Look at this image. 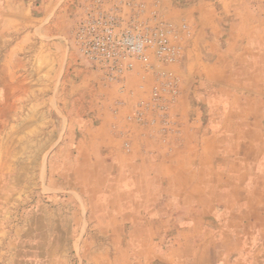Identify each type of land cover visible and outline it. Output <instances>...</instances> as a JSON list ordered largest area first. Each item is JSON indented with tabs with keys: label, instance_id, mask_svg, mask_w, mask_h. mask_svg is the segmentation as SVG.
<instances>
[{
	"label": "crops",
	"instance_id": "0c3cea01",
	"mask_svg": "<svg viewBox=\"0 0 264 264\" xmlns=\"http://www.w3.org/2000/svg\"><path fill=\"white\" fill-rule=\"evenodd\" d=\"M147 1L195 29L181 135L164 142L134 128L125 154L107 105L115 87L74 44L91 0H0V213L13 196L41 192L12 188V165L40 174L48 151L90 146V163L110 164L118 190L108 188L93 223L90 264H264V0ZM140 70L124 117L143 97ZM44 224L14 246L0 216V264H46Z\"/></svg>",
	"mask_w": 264,
	"mask_h": 264
},
{
	"label": "built area",
	"instance_id": "2783aa9c",
	"mask_svg": "<svg viewBox=\"0 0 264 264\" xmlns=\"http://www.w3.org/2000/svg\"><path fill=\"white\" fill-rule=\"evenodd\" d=\"M192 38L188 22L169 21L158 1L151 5L147 0H91L73 32L80 55L108 85L128 91V80L140 66L139 89L144 93L147 77H152L149 95L136 103L126 121L149 129L151 137L164 142L181 135L174 115L182 83L178 68ZM124 107L125 102L117 100L112 112L119 117ZM124 149L132 152L128 139Z\"/></svg>",
	"mask_w": 264,
	"mask_h": 264
},
{
	"label": "rangeland",
	"instance_id": "374dc122",
	"mask_svg": "<svg viewBox=\"0 0 264 264\" xmlns=\"http://www.w3.org/2000/svg\"><path fill=\"white\" fill-rule=\"evenodd\" d=\"M190 26L193 29L192 41L195 36V29L191 24ZM185 59L186 53L181 66L178 68V73L182 80L180 97L185 76ZM138 68L140 69V66ZM198 80L206 82L203 77H197L194 82H198ZM131 82L128 80V87L129 84L130 87L127 94H129L130 98H133L137 95L135 90L138 88L139 81L136 83L135 90L131 89V86L135 84ZM146 83L147 91L144 93L139 91L143 94L142 98H146L149 95L148 91L153 83L152 77ZM108 86L110 88L112 86L115 87V92L112 90V93H110L112 96L109 98L107 105H111L112 109L115 101L121 99L125 102V107H128L129 100L124 96L125 92H121L117 85ZM118 91L119 93H117ZM130 91H133L134 94L131 95ZM180 97L174 107V115L177 117L179 124L181 119L176 109L179 105ZM142 98L134 100V102L131 101L130 105L132 106L130 108L133 109ZM125 107L121 110L119 117L114 115L116 122L112 128L113 137L118 140L117 144L121 151L125 154H130L124 149V141L128 139L133 146L134 136L131 134L132 130L141 128L145 132H149V135L150 131L139 125L129 124L122 113ZM122 133H124L123 136H121ZM64 135L66 136V133ZM68 136L69 139L71 135L69 134ZM77 136V139H79L80 135L78 134ZM71 154L72 157H67L63 152V156L56 158L51 155V151H48V161L46 165L42 166L40 174H38V169L36 171L33 170V165H30V173L27 170L24 171L22 167L17 169L16 165H12L13 168L10 172L12 179L9 182L12 188L22 190L30 187L38 191L40 187L41 192L30 196L20 194L13 196L12 204L7 211L0 213V216L6 218L9 223V241H13L14 246L18 245L23 232L28 233L30 231L33 236L38 232V223L40 222L42 225L45 223L46 236L42 245L46 249V264H90V253H92L93 248L91 244L92 237H96L95 235L100 230L97 227H93V223L102 219L105 215L102 210L103 206H106L104 203L109 201L108 195H105L108 193V188L115 187L112 192H116L118 195L116 182L113 176L110 175V170L107 169L110 164L90 163V146L83 147V149L72 148ZM104 166H107L106 169ZM28 175L31 181L28 180ZM18 176L22 178H18ZM41 176L43 178L46 177L45 184L43 179L39 181ZM117 195L112 197L115 203L119 201ZM33 239L35 240V238ZM31 245L34 244L32 243Z\"/></svg>",
	"mask_w": 264,
	"mask_h": 264
}]
</instances>
